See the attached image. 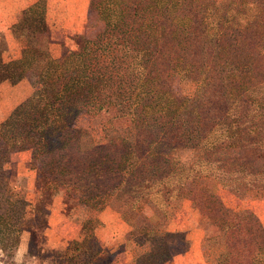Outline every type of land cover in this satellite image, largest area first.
I'll return each mask as SVG.
<instances>
[{
  "label": "rangeland",
  "instance_id": "374dc122",
  "mask_svg": "<svg viewBox=\"0 0 264 264\" xmlns=\"http://www.w3.org/2000/svg\"><path fill=\"white\" fill-rule=\"evenodd\" d=\"M34 1L0 0V50L8 48L11 58L3 62L13 61L0 68V122L57 74L53 62L21 55L23 39L12 32L18 11ZM46 2L53 56L75 49L78 35L103 37L105 14L91 9L90 0ZM256 2L263 8L257 21L264 23V0ZM240 14L253 16L244 8ZM263 41L248 40L249 52L230 49L221 59L212 49L205 57L211 69L206 80L160 61L161 88L176 102L202 105L206 125L200 137L185 131L184 105L169 136L153 128L166 123L141 122L132 108L123 112L112 102L83 108L72 123L75 147L86 154L96 146L99 158L114 165L96 179L48 174L46 149L22 129L0 138V180L7 177L12 193L24 197L31 212L15 223L17 247L0 250V264H74L73 241L90 219L100 222L92 228L100 248L89 264H257L264 243L259 226L264 227ZM230 124L243 131L236 140L224 131ZM167 141L183 147H167ZM140 163L143 169L136 166ZM38 203L47 216H32Z\"/></svg>",
  "mask_w": 264,
  "mask_h": 264
},
{
  "label": "trees",
  "instance_id": "16d2710c",
  "mask_svg": "<svg viewBox=\"0 0 264 264\" xmlns=\"http://www.w3.org/2000/svg\"><path fill=\"white\" fill-rule=\"evenodd\" d=\"M46 3L35 0L21 8L20 19L10 25L13 34L20 41L23 39L21 55L33 61L53 62L57 74L45 88L33 91L0 122V138L8 140L16 130H24L32 143L46 149V172L59 177L81 173L96 179L101 170L114 169L111 161L99 158L96 146L86 154H80L75 147L72 123L83 108L96 102L115 103L123 112L132 108L141 122L152 119L164 122V126L153 128L168 136L176 127L180 107L184 105L181 108L189 114L185 131L192 129V138L196 137L194 132L200 137L206 125L201 120L202 105L176 102L161 88L164 80L159 73L160 61L168 60L174 72L204 74L206 80L211 69L205 57L212 49L221 59L229 56L230 49L234 54L249 52L248 40L264 39V23L257 21L263 8L256 0H90L91 9L105 14L103 37L95 40L78 35L75 49L55 57L50 51ZM242 8L250 10L253 16L240 14ZM242 19L252 22L241 25L238 21ZM23 29L28 31L22 33ZM7 49L0 50V68L13 64L3 62L11 59L6 58ZM159 109L162 111L157 113ZM225 128V133L234 140L243 132L232 124ZM180 144L167 141L166 146L177 149L183 147ZM136 166L144 168L142 163ZM0 190V250L13 249L20 232V228L16 229L15 234V223L20 224L29 216L30 204L12 193L7 177L1 178ZM32 213L47 216L42 203ZM99 223L98 219H90L83 224L80 238L73 241L76 253L71 255V263L89 264L95 259L93 253L99 251L100 244L92 228ZM259 226L264 237V227L261 223ZM260 251L262 258L256 263L264 264V243L260 244Z\"/></svg>",
  "mask_w": 264,
  "mask_h": 264
}]
</instances>
